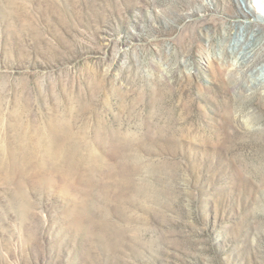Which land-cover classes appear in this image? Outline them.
Returning a JSON list of instances; mask_svg holds the SVG:
<instances>
[{
  "label": "rangeland",
  "instance_id": "374dc122",
  "mask_svg": "<svg viewBox=\"0 0 264 264\" xmlns=\"http://www.w3.org/2000/svg\"><path fill=\"white\" fill-rule=\"evenodd\" d=\"M251 1L0 0V264H264Z\"/></svg>",
  "mask_w": 264,
  "mask_h": 264
},
{
  "label": "bare ground",
  "instance_id": "6f19581e",
  "mask_svg": "<svg viewBox=\"0 0 264 264\" xmlns=\"http://www.w3.org/2000/svg\"><path fill=\"white\" fill-rule=\"evenodd\" d=\"M251 3L253 4L252 7L258 9L259 11L264 9V0H252ZM229 58L231 59L232 63L241 64L246 61L247 57L243 52L239 53L231 51ZM261 77L262 79L264 77V68L261 70ZM251 112H253V110Z\"/></svg>",
  "mask_w": 264,
  "mask_h": 264
}]
</instances>
